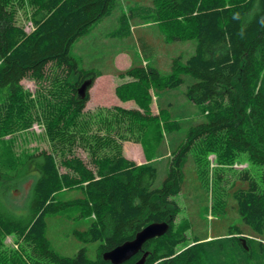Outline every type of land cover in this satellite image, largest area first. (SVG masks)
Wrapping results in <instances>:
<instances>
[{
	"label": "trees",
	"instance_id": "trees-1",
	"mask_svg": "<svg viewBox=\"0 0 264 264\" xmlns=\"http://www.w3.org/2000/svg\"><path fill=\"white\" fill-rule=\"evenodd\" d=\"M122 1L0 0V90L7 89L0 102V140L6 146L0 159V264H113L104 259V252L133 239L145 226L166 220H171L170 230L149 240L140 253L123 264L141 263L145 253L142 264H216L217 258L227 255L224 240L235 242L243 261L262 262L264 0H150L162 32L172 42L195 40V50L187 59L174 57L168 72L159 66H143L133 58L128 69H113L114 75L132 79L118 86L119 96L135 100L145 110L128 109L123 114L135 124L143 118L142 128H151L167 111L161 97L187 83L184 95L199 106L202 116L166 118L163 122L172 133L184 126L188 133L186 141L172 153L168 175L159 186L155 162L139 164L125 156L111 120L104 128L106 135L96 136L95 142L83 137L89 124L80 123L90 101V88L105 72L81 69L71 53L72 45ZM23 8L33 25L30 31L17 21ZM130 9L132 20H136L142 6ZM25 78L51 81L58 96L50 91L53 99L42 107L52 150H38L21 158L11 148V138H4L31 128L39 117L36 103L41 98L35 100L24 88ZM86 81L90 84L82 96L79 89ZM151 87L158 96L159 114L154 116L149 114ZM78 142L91 149L97 171L80 156H65ZM193 148L204 158L215 152L223 164H234L245 154L256 166V174L248 169L240 172L241 185L232 192L242 224L257 235L255 239L246 237L247 245L242 243L243 229L239 226L227 236L209 239V235H195L191 243H187L185 228L175 229L181 207L174 197L183 190V168ZM58 154L66 172L61 171ZM32 164L36 173H27ZM29 178L33 179L29 195L21 202L14 192L23 190ZM73 190H79L80 195L57 199V193ZM222 202L227 212L226 200L220 196V206ZM70 208H77L78 216L90 221L87 228L75 233L80 240L99 241L95 259L85 248L74 256H63L51 246L48 216ZM10 236L17 247L6 243Z\"/></svg>",
	"mask_w": 264,
	"mask_h": 264
},
{
	"label": "rangeland",
	"instance_id": "rangeland-1",
	"mask_svg": "<svg viewBox=\"0 0 264 264\" xmlns=\"http://www.w3.org/2000/svg\"><path fill=\"white\" fill-rule=\"evenodd\" d=\"M133 5L142 6L136 20L131 18L130 7ZM153 6L154 4L150 0H124L118 4L111 15L101 18L88 34L80 37L72 45L71 53L77 58L80 68L96 72H112L115 69L116 57L121 52L123 55L118 61L123 70L131 66L133 58L137 60V63L139 61L143 63V66H159L162 72H168L174 57L183 55L187 59L191 56L195 50L196 41L186 39L172 42L168 35L162 32V28L156 20L155 11L151 8ZM17 21L24 25L28 31L33 29L29 12L26 9L23 8L18 11ZM133 24L140 26H134L132 29ZM129 28L131 32H128ZM166 37L170 42L165 41ZM131 80L128 76L124 78L118 76L98 77L95 80L90 88V101L80 116V123H88L90 126L83 137L88 142L92 140L95 142L96 136H105V125L107 126L108 120H111L115 125L112 128L115 131L113 133H118L114 136L125 156L139 164L148 161L155 162L158 167L156 184L159 186L162 185L168 175L170 162L173 159L172 153L178 145L186 141L188 133L187 126L172 133L165 129L163 122L166 118L181 120L202 116L199 115V106L194 105L185 97L184 92L187 90V83H185L161 97L162 104L167 111L162 117L155 119L151 128L149 125L142 128L141 124L145 122L143 118H138L137 124L131 123L129 117L123 114L124 110L140 109L145 111L142 109L143 107L140 108V103L135 100L125 101L118 94V86L129 83ZM22 84L35 100L41 98V102L36 103L39 117L34 121L31 128L15 132L13 136L8 135L4 139L9 140L11 138V148L16 156L25 158L38 150H52L53 148V142L47 131V115L44 114L42 107L48 100L53 99L50 97V91L53 95L56 93L54 97H57L58 89L56 86L53 90L49 80L37 82L34 79L25 78ZM6 91V88L0 90V102L6 98ZM150 92L152 103L149 114L151 116L158 115V96L152 87ZM144 97L146 98L148 95ZM108 110L109 114L107 113ZM107 114L108 119H105ZM81 142L76 143L73 150L67 152L65 156H80L90 168L97 171L91 149ZM113 142H115L114 139ZM84 143L86 142L84 141ZM5 147V144L0 140V159L5 153ZM60 159L61 156L58 154L61 171L66 172L67 169L61 165ZM246 169L250 170L252 174H256V166L248 160L245 154H242L234 164H223L218 161L215 152H211L207 158H204V155L199 153L196 148L190 150L183 168L185 176L183 190L174 197L181 207L174 227L175 229L178 227L185 228L187 243H191L195 235H209V239L217 235L227 236L230 230L235 231L236 226L243 229V233L240 234L243 244L247 245L246 237L249 239L257 238V235L242 224L232 194L241 185L240 172ZM27 173H36L34 164L29 166ZM32 181L33 179L29 178L23 190L14 192L15 195L19 196V201L22 202L27 199ZM218 183L220 184L218 185ZM78 195H80L79 190L61 191L57 193V199L64 201ZM220 196H222V200H226L227 212L223 202L222 206L218 203ZM78 215L79 210L77 208H70L58 214L49 215L47 236L52 248L63 256H74L85 248L89 257L95 259L99 241L87 242L76 236V230L87 228L90 222L88 218H81ZM259 239L263 240L262 238ZM6 243L16 246L11 236L7 238ZM234 243L223 241V246L228 248V252L221 260L217 258L216 264H264V257L262 262H257L256 259L243 261L241 253H238Z\"/></svg>",
	"mask_w": 264,
	"mask_h": 264
},
{
	"label": "water",
	"instance_id": "water-1",
	"mask_svg": "<svg viewBox=\"0 0 264 264\" xmlns=\"http://www.w3.org/2000/svg\"><path fill=\"white\" fill-rule=\"evenodd\" d=\"M89 84L90 81H86L80 87L79 90L82 96H85ZM170 228L171 220L153 222L141 229L133 239L124 242L114 249L104 252L103 257L105 260L110 261L113 264H123L140 253L149 240L163 236L170 230ZM146 255L147 253L144 254L143 260L138 264L143 263Z\"/></svg>",
	"mask_w": 264,
	"mask_h": 264
},
{
	"label": "crops",
	"instance_id": "crops-1",
	"mask_svg": "<svg viewBox=\"0 0 264 264\" xmlns=\"http://www.w3.org/2000/svg\"><path fill=\"white\" fill-rule=\"evenodd\" d=\"M134 26H136V27H138V26H140L139 24H133L132 25V29L134 28ZM130 32H131V29H130ZM123 55V53H118V55H117V59L115 60V62H114V64H115V68L116 69H120V70H123V68H122V66H120V64H119V61H118V59L120 58H122L121 56ZM130 67V66H129ZM113 71L114 70H112V72H105V74H103L102 76H99V78H105V77H115L116 75H114V73H113ZM102 102H104V101H102Z\"/></svg>",
	"mask_w": 264,
	"mask_h": 264
}]
</instances>
